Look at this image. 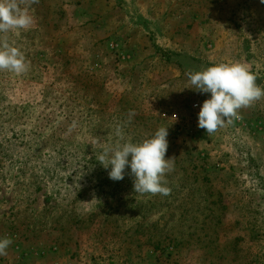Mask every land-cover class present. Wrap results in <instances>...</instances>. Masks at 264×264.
Returning <instances> with one entry per match:
<instances>
[{"label":"rangeland","instance_id":"1","mask_svg":"<svg viewBox=\"0 0 264 264\" xmlns=\"http://www.w3.org/2000/svg\"><path fill=\"white\" fill-rule=\"evenodd\" d=\"M28 11L32 26L6 38L29 70L0 71V237L13 241L0 262L21 243L68 264H264V98L208 136L197 125L210 93L187 77L240 62L264 88V3L38 0ZM118 124L133 143L168 128L170 195L135 193L130 168L109 178L98 156L123 142Z\"/></svg>","mask_w":264,"mask_h":264},{"label":"clouds","instance_id":"2","mask_svg":"<svg viewBox=\"0 0 264 264\" xmlns=\"http://www.w3.org/2000/svg\"><path fill=\"white\" fill-rule=\"evenodd\" d=\"M34 3L38 0H0V71L21 75L29 70L24 54L8 42L6 34L32 26L34 18L28 7ZM187 77L192 89L201 94L210 93V98L200 107L197 125L208 136L223 128L226 122L241 119L240 109L264 98V88L257 85V77L240 62L213 64L201 71H189ZM128 115L130 122L135 113L130 111ZM168 134V128L161 127L150 138L133 143L124 139L123 127L118 124L115 135L123 142L104 146L98 161L113 181L123 180L126 168H130L135 193L168 196L171 188L167 186L166 174L174 170L175 164L174 157L165 158ZM12 242L9 237H0V256L7 255Z\"/></svg>","mask_w":264,"mask_h":264},{"label":"crops","instance_id":"3","mask_svg":"<svg viewBox=\"0 0 264 264\" xmlns=\"http://www.w3.org/2000/svg\"><path fill=\"white\" fill-rule=\"evenodd\" d=\"M58 251L55 249L53 252L44 247L39 248L31 245L21 246L19 243L12 249L11 264H68L67 256L61 250ZM0 264L2 263L0 262Z\"/></svg>","mask_w":264,"mask_h":264},{"label":"built area","instance_id":"4","mask_svg":"<svg viewBox=\"0 0 264 264\" xmlns=\"http://www.w3.org/2000/svg\"><path fill=\"white\" fill-rule=\"evenodd\" d=\"M198 105H195V108H197ZM241 119H238L237 122H240Z\"/></svg>","mask_w":264,"mask_h":264}]
</instances>
